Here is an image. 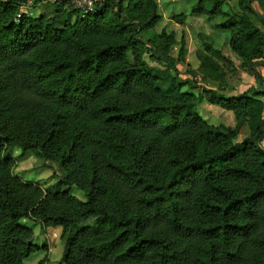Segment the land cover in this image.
Returning a JSON list of instances; mask_svg holds the SVG:
<instances>
[{
  "label": "trees",
  "instance_id": "1",
  "mask_svg": "<svg viewBox=\"0 0 264 264\" xmlns=\"http://www.w3.org/2000/svg\"><path fill=\"white\" fill-rule=\"evenodd\" d=\"M237 1L236 15L221 10L223 0H197L192 13L226 17L217 28L241 64L264 67L251 7L264 13V0ZM19 2H0V264H24L37 250L24 220L61 228L65 264H264L259 91L208 95L237 126L207 124L171 62L154 65L168 59L174 36L135 39L160 20L156 0L38 18L19 14ZM199 41L201 74L221 82V53ZM245 122L251 135L237 141ZM13 149L57 164L61 179L44 190L23 182Z\"/></svg>",
  "mask_w": 264,
  "mask_h": 264
},
{
  "label": "rangeland",
  "instance_id": "2",
  "mask_svg": "<svg viewBox=\"0 0 264 264\" xmlns=\"http://www.w3.org/2000/svg\"><path fill=\"white\" fill-rule=\"evenodd\" d=\"M2 1L7 0H0V2ZM74 1L77 0H69L70 7L74 6L76 10L80 11L85 10L81 9L84 6L82 0L77 1L76 6L73 4ZM117 1L113 0V3H117ZM223 1L221 10L224 13L230 15L240 13L237 0ZM156 3L160 20L154 28L135 35V39L146 41L162 31L174 36L175 43L169 49L168 59L160 60L155 56L154 65L164 69L169 64L168 61L171 62V74L183 83H189V85L184 84L182 91L193 95L198 115L209 125H223L234 129L237 124L233 113L218 105L210 104L208 95L215 93L225 98H237L259 91L256 98L262 104L261 117L264 120V67L261 66V62H257L254 70H250L241 64L229 47V32L217 28V25L224 23L227 18L220 16L210 18L209 14H193L192 7L197 3V0H156ZM18 5L19 14L33 18L50 17L60 7H65V3L61 0H20ZM212 7L211 4L206 5L208 11ZM251 7L264 21V13L261 8L255 2ZM252 20L254 25L264 33V25L261 20L254 18ZM199 36L222 55V60H215L221 68V82L208 80L199 70L201 65L197 57V52L201 49ZM181 41L185 42V52L182 57L179 56ZM145 59L149 60V55H145ZM250 135L251 130L245 122L242 127L238 128L237 141H242ZM259 147L264 150V141L259 143ZM10 157L14 161L13 174L23 182L38 184L43 190L56 184L62 177L57 164L43 162L36 158L32 152L22 153L13 149L10 152ZM70 195L79 201H84L83 193L76 188L70 190ZM22 225L31 230L32 243L37 247V250L24 261V264H65L63 262L65 243L61 238V228L45 226L31 220L22 221ZM87 225H90V220L83 221L76 226L75 230Z\"/></svg>",
  "mask_w": 264,
  "mask_h": 264
},
{
  "label": "built area",
  "instance_id": "3",
  "mask_svg": "<svg viewBox=\"0 0 264 264\" xmlns=\"http://www.w3.org/2000/svg\"><path fill=\"white\" fill-rule=\"evenodd\" d=\"M77 1H79V0H77ZM77 1L73 2V4L75 6L78 4ZM82 1H83L84 6L81 7V9H85L84 11H81L82 13L93 12L96 6L100 7L105 2V0H82ZM61 2L65 3V7H70L68 4L69 0H61ZM73 9H76V8H74V6H73ZM77 10H79V9H77Z\"/></svg>",
  "mask_w": 264,
  "mask_h": 264
}]
</instances>
